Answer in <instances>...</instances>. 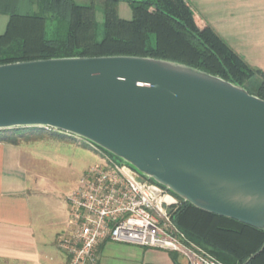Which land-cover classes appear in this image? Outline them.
I'll list each match as a JSON object with an SVG mask.
<instances>
[{"label":"water","instance_id":"obj_1","mask_svg":"<svg viewBox=\"0 0 264 264\" xmlns=\"http://www.w3.org/2000/svg\"><path fill=\"white\" fill-rule=\"evenodd\" d=\"M25 128L80 139L178 200L264 232V100L239 85L142 57L0 65V131Z\"/></svg>","mask_w":264,"mask_h":264},{"label":"trees","instance_id":"obj_2","mask_svg":"<svg viewBox=\"0 0 264 264\" xmlns=\"http://www.w3.org/2000/svg\"><path fill=\"white\" fill-rule=\"evenodd\" d=\"M102 35L98 36L95 5L74 0H0L7 17L0 34V65L69 57H142L179 63L246 89L264 100V74L250 68L185 0H102ZM125 3L130 20L118 15ZM25 11V12H22ZM52 25L48 34L47 23ZM61 28H64L63 31ZM44 129L0 131V143L18 144L41 138L59 139ZM172 215L186 238L222 264H245L264 243V232L232 219L196 209L179 200ZM246 264H264V249Z\"/></svg>","mask_w":264,"mask_h":264},{"label":"crops","instance_id":"obj_3","mask_svg":"<svg viewBox=\"0 0 264 264\" xmlns=\"http://www.w3.org/2000/svg\"><path fill=\"white\" fill-rule=\"evenodd\" d=\"M185 1L202 24L264 74V0ZM118 15L130 20L129 6L119 4ZM61 150L60 142L48 137L0 143V264H67L56 240L69 230L66 198L76 186L63 196L55 190ZM94 256V264H187L176 253L113 242L97 247Z\"/></svg>","mask_w":264,"mask_h":264},{"label":"built area","instance_id":"obj_4","mask_svg":"<svg viewBox=\"0 0 264 264\" xmlns=\"http://www.w3.org/2000/svg\"><path fill=\"white\" fill-rule=\"evenodd\" d=\"M96 150L100 162L83 172L66 198L69 230L56 245L67 264H94V250L106 242L176 253L187 264H222L175 226L176 197Z\"/></svg>","mask_w":264,"mask_h":264},{"label":"rangeland","instance_id":"obj_5","mask_svg":"<svg viewBox=\"0 0 264 264\" xmlns=\"http://www.w3.org/2000/svg\"><path fill=\"white\" fill-rule=\"evenodd\" d=\"M79 5H89L94 4L96 9V22H97V32L98 36L102 35V23H103V1L102 0H74ZM121 4V3H120ZM120 11V9H119ZM25 12V11H22ZM4 16V15H3ZM7 17L4 16L3 20ZM48 34L52 31V25L47 23ZM64 28H61L63 31ZM258 80L254 79L253 82L245 84L246 89L249 92H253L254 86L258 84ZM49 135L57 134L59 139H55L60 142L61 145V156L64 160L54 166L56 169L55 176L53 178L55 190L60 196L66 195L70 190L77 186V182L83 172L94 164H98L99 154L95 147L87 144L86 142L58 133L55 131H50ZM49 138V137H48Z\"/></svg>","mask_w":264,"mask_h":264}]
</instances>
